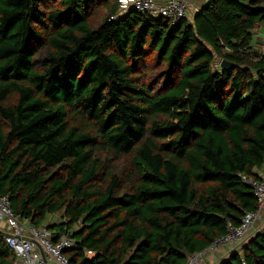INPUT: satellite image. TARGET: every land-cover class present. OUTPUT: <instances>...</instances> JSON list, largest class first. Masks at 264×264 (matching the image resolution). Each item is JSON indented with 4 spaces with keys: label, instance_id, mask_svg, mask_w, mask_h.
Segmentation results:
<instances>
[{
    "label": "trees",
    "instance_id": "trees-1",
    "mask_svg": "<svg viewBox=\"0 0 264 264\" xmlns=\"http://www.w3.org/2000/svg\"><path fill=\"white\" fill-rule=\"evenodd\" d=\"M263 27L264 0L174 27L119 0H0V195L70 236V264L204 252L258 208L243 177L264 168ZM17 260L0 230V264ZM220 264H264V231Z\"/></svg>",
    "mask_w": 264,
    "mask_h": 264
},
{
    "label": "built area",
    "instance_id": "built-area-1",
    "mask_svg": "<svg viewBox=\"0 0 264 264\" xmlns=\"http://www.w3.org/2000/svg\"><path fill=\"white\" fill-rule=\"evenodd\" d=\"M119 10L122 14L134 10L156 18H164L174 27L187 18L189 3L185 0H171L167 4H159L156 0H119ZM243 180L257 198V210L246 213L239 227L229 224L226 235L217 239L204 252L190 257L184 264H200L203 257L213 253L220 246L237 248L246 241L255 222L261 219L264 213V180H255L251 177H243ZM0 230L4 233L7 245L25 264H70L66 252L75 245L74 240L68 235L54 239L52 231L47 226L37 228L27 221L20 220L13 212L9 198L2 195ZM88 255L93 253L89 252Z\"/></svg>",
    "mask_w": 264,
    "mask_h": 264
},
{
    "label": "crops",
    "instance_id": "crops-1",
    "mask_svg": "<svg viewBox=\"0 0 264 264\" xmlns=\"http://www.w3.org/2000/svg\"><path fill=\"white\" fill-rule=\"evenodd\" d=\"M156 1L159 4H167L171 0H156ZM185 1L189 3V10H188L186 19L190 22H193L196 14L199 13L211 0H185ZM253 47L260 53L264 54V27L254 32ZM257 174L262 180H264V168L258 171ZM51 218L48 221L49 223L54 221V220H51ZM254 226H255L254 227L255 232L252 234V236L264 231V213L261 219L255 222ZM230 248L231 247L225 246V247L218 249L216 252L208 254L206 256L205 261H207L210 258L209 261L212 262L211 259L214 257V259L216 258V260L213 261L212 264H214L215 262L217 264H220L223 260H226L232 252L238 250V247L231 248V249ZM93 256L94 255H90L89 257L92 258ZM16 264H25V263L22 260L18 259ZM207 264H210V263H207Z\"/></svg>",
    "mask_w": 264,
    "mask_h": 264
},
{
    "label": "rangeland",
    "instance_id": "rangeland-1",
    "mask_svg": "<svg viewBox=\"0 0 264 264\" xmlns=\"http://www.w3.org/2000/svg\"><path fill=\"white\" fill-rule=\"evenodd\" d=\"M99 14H100V17H101V18L105 15L104 13H99ZM257 52H259V51H257ZM220 65H221V64H220ZM51 220L57 221V220H59V217H53V218H51ZM54 221H52V222H54ZM254 227H255V226H253V228H252L250 234L248 235V238L246 239V241H245L244 243H246L250 238L253 237L252 234L255 232ZM244 243H243V244H244ZM243 244H242L241 246H243ZM241 246H239L238 249H240ZM222 247H225V246H222ZM222 247L220 246V248H222ZM220 248H218V249H220ZM218 249H217V250H218ZM230 249H231V248H230ZM217 250H216V251H217ZM216 251H214V252H216ZM231 252H232V251H231ZM214 256H216V255H214ZM203 258H204V259H203V261H202L200 264H202V263H204V264H207V263L212 264L213 261L216 260V258L214 259V257H213V258L211 259L212 262H210V261H209L210 258H209L207 261H205V260H206V256L203 257ZM214 264H217V263L215 262Z\"/></svg>",
    "mask_w": 264,
    "mask_h": 264
},
{
    "label": "water",
    "instance_id": "water-1",
    "mask_svg": "<svg viewBox=\"0 0 264 264\" xmlns=\"http://www.w3.org/2000/svg\"><path fill=\"white\" fill-rule=\"evenodd\" d=\"M256 55H257V56H260L261 53H260V52H256ZM221 66H222L223 68H225V69H229V68L232 66V64L229 63L228 61H223V62L221 63Z\"/></svg>",
    "mask_w": 264,
    "mask_h": 264
}]
</instances>
